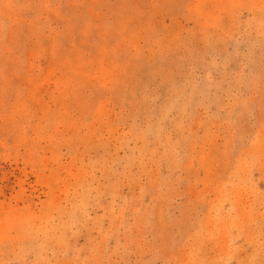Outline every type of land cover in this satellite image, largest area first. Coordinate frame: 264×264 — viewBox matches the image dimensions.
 Masks as SVG:
<instances>
[{
    "label": "rangeland",
    "instance_id": "374dc122",
    "mask_svg": "<svg viewBox=\"0 0 264 264\" xmlns=\"http://www.w3.org/2000/svg\"><path fill=\"white\" fill-rule=\"evenodd\" d=\"M0 264H264V0H0Z\"/></svg>",
    "mask_w": 264,
    "mask_h": 264
}]
</instances>
